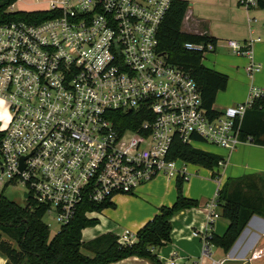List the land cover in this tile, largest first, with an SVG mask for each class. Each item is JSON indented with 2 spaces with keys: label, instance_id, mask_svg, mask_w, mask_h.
<instances>
[{
  "label": "built area",
  "instance_id": "2783aa9c",
  "mask_svg": "<svg viewBox=\"0 0 264 264\" xmlns=\"http://www.w3.org/2000/svg\"><path fill=\"white\" fill-rule=\"evenodd\" d=\"M173 1L46 0L35 10L47 11L46 20L0 24V100L10 117L0 124V188L20 182L59 229L85 203L110 205L159 176L186 181L187 163L169 159L174 140L193 148L205 142L228 153L251 143L240 139V123L264 88L250 86L245 103L209 116L190 74L159 50L158 29ZM236 2L258 8V0ZM257 41L227 42L234 55L248 60V77L261 69L251 50ZM184 46L203 55L215 48ZM132 113L131 123L139 122L126 128L123 117ZM224 164L219 161L211 173L218 190ZM207 207L209 222L217 219L216 201ZM101 212L84 213L93 219ZM114 235L120 245L131 243L127 231ZM262 260L264 247H256L239 262Z\"/></svg>",
  "mask_w": 264,
  "mask_h": 264
},
{
  "label": "trees",
  "instance_id": "16d2710c",
  "mask_svg": "<svg viewBox=\"0 0 264 264\" xmlns=\"http://www.w3.org/2000/svg\"><path fill=\"white\" fill-rule=\"evenodd\" d=\"M17 0H0V24L14 21L26 23L41 22L50 17L48 12L18 11L7 13ZM188 2L175 0L166 12L158 32V46L168 63L182 67L190 74L199 87L202 108L211 117L219 112L213 110L217 93L227 87L228 77L204 66L203 54L189 51L185 44H211L216 40L206 35L189 34L181 29ZM258 8H264V0H258ZM131 115L125 127L137 124ZM240 139L256 146L264 147V97L257 98L247 108L240 123ZM0 133V140H1ZM169 159L184 161L187 164L201 166L209 171L215 170L219 161L218 154L193 148L174 140L171 144ZM212 177V176H211ZM213 178V177H212ZM185 179H176L174 183L176 198L170 206H161L157 213L135 234V242L120 245L112 233H104L92 240L83 242L82 231L99 224L97 219L85 217V210L100 212L114 208L112 204L100 206L85 203L79 207L77 215L68 225L61 227L50 236L43 222L45 207L32 199L26 200V206H18L0 194V256L5 264H113L126 258H140L150 264H163L156 251L165 246L172 232L171 219L184 209L198 208L196 200L182 194ZM216 196V208L219 217L227 222L223 235L211 234L207 242L223 252H228L235 244L253 216L264 219V175L249 174L225 180Z\"/></svg>",
  "mask_w": 264,
  "mask_h": 264
},
{
  "label": "crops",
  "instance_id": "0c3cea01",
  "mask_svg": "<svg viewBox=\"0 0 264 264\" xmlns=\"http://www.w3.org/2000/svg\"><path fill=\"white\" fill-rule=\"evenodd\" d=\"M184 1L189 4L185 12L187 15L184 18V20H188L185 22L188 31L185 32L181 28L182 31L193 35L199 34L214 38L216 40L215 48L212 52L205 53L202 61H208V64H204L205 67L228 77L226 92L217 93L213 110L220 113L225 108L245 103L250 86L258 89L264 88V8L243 9L237 5L236 0ZM189 8L192 12H189ZM194 14L197 19L193 18ZM248 39L259 40L253 43L251 50L253 60L261 66V69L251 77L246 76L244 72L248 60L234 55L227 44L229 40L244 43ZM236 85H238V89H236ZM225 95L226 99L224 100L223 97ZM233 151L231 152L232 154H227L229 162L222 167L224 169L223 172L219 170L222 183L232 177H241L249 174L264 175V166L260 163V160L257 163V159L254 161L251 158L252 155H259L261 151H264V147L256 146L252 143H244ZM216 154L224 160L223 153ZM238 157L245 160L242 162L241 167L236 164L229 167L230 161ZM208 173L209 175L202 177V180L199 179V182H196V180L192 182V184L196 182L198 185V189L194 194L183 192L186 197L196 200L199 203V207L184 209V211L179 212L171 219L172 232L170 240L165 246L156 251L159 260L163 264H169L171 261H175V264H212L213 261L218 260H225V264H240L239 259L248 256L254 248L264 247V242L262 241L264 238V219L253 216L247 224L248 226L228 252H223L222 249L216 248L207 242L208 252L206 254L203 253L204 240L211 234L223 235L227 229V222L219 217V209L215 208L214 210L218 214L217 219L210 222L207 219L210 211L207 206L212 201H216L218 191L217 183L211 177L209 170ZM167 180L170 181V179ZM154 181L141 186L127 200L133 201L135 197L139 196L138 193L145 191ZM172 195V192H168L167 196H165L166 199L159 200L154 198L155 200L151 201L154 206H151V208H147L145 205L139 206L135 215H128L125 224L133 233L120 227L111 228L110 220L102 216L105 209L102 210L100 214L93 218L98 221L103 219L104 228L102 232L96 230L99 224L93 228H86V230L82 231V241L92 240L104 233H112L114 235V233L127 231L130 235L131 243H134L136 232L151 220L157 213V209L161 206H170L175 201L176 195L175 198ZM112 205L114 206L112 209H115L114 202ZM263 262L264 260L256 264H262ZM0 264H5V259L1 256ZM113 264H150V262L131 257Z\"/></svg>",
  "mask_w": 264,
  "mask_h": 264
},
{
  "label": "rangeland",
  "instance_id": "374dc122",
  "mask_svg": "<svg viewBox=\"0 0 264 264\" xmlns=\"http://www.w3.org/2000/svg\"><path fill=\"white\" fill-rule=\"evenodd\" d=\"M45 6H46V0H17V2L14 3V5H13L12 12H18V11L30 12V10L35 11L38 9H43V8H45ZM188 10H190V8ZM189 12H192V10H190ZM193 18L197 19V16L194 14ZM187 21L188 20L185 19L184 22L182 23V27H181L183 29V31H185V32L188 31V29H186V24H185V22H187ZM202 62L205 65L208 64L207 60H203ZM238 88H239L238 85H236V89H238ZM225 92H226V90L224 92L222 91V93H225ZM223 98L225 100L226 95ZM9 118H10L9 117V105L5 101L0 100V124L5 126L7 124V122L9 121ZM194 148H196L198 150L201 149L204 151H208V152L213 153V154L223 153L224 154V163L228 164V162H229L228 155H227L228 152L217 147V146H213V145L205 143V142H198V144H196L194 146ZM251 158L254 161L257 159V161H256L257 163H259V160H260V163L264 166V151H261V153L259 155H252ZM243 161H245V160H242L240 157L235 158V159L233 158L232 161H230V163H229V167H231L234 164L241 167V165L243 164L242 163ZM187 168H188L187 180L184 181V183H183L182 194H183V192L194 194V192L198 189V187H197L198 185L196 182H199V179H201L202 177H207L209 175V173H208L207 169H205L201 166H194V165L187 164ZM218 169L221 172H223V170H224L222 167H220ZM216 170H212V171H210V173H212V172L216 173ZM191 176H193V177H191ZM194 180H196V182H194L192 184V182ZM222 180H223V178H222ZM174 182H175L174 179L168 181L163 176H159L150 185V187H147L145 191L143 190L142 192L138 193L139 196L135 197L133 201L127 200V198L131 197V196H119L118 198H115L113 200V202L115 204V209H112V208L105 209L102 213V216L104 218H107V220H110V223L112 225L111 228H114V227L119 228L120 227L123 229H127L128 231L133 233L132 230L130 228H128L127 225L125 224L126 217L128 215L129 216L135 215V213L137 212L136 210L138 209L139 206L145 205V207L151 208V206H154L152 204L153 202H151V201L155 200L154 198L159 199V200L166 199L165 196H167L168 192H172V194H173L172 196H173V198H175L176 194H175ZM136 191H138V190H136ZM1 193L3 194L4 197L11 200L12 202L17 204L18 206L19 205L22 207L26 206V200L23 197L24 194H26V188L20 182L11 183L9 186H2L0 188V194ZM52 221H53V217L50 216L49 214L43 217V222L48 226L51 237H53V235L59 231L58 230L59 226L56 225ZM103 228L104 227H103V219H102L99 221V227L96 230L98 232H102ZM86 234H85V236H86ZM262 241L264 242V238L262 239ZM257 263H259V262H257ZM262 264H264V262Z\"/></svg>",
  "mask_w": 264,
  "mask_h": 264
},
{
  "label": "water",
  "instance_id": "95a60500",
  "mask_svg": "<svg viewBox=\"0 0 264 264\" xmlns=\"http://www.w3.org/2000/svg\"><path fill=\"white\" fill-rule=\"evenodd\" d=\"M8 185V183H6V186ZM25 199H29L28 196L26 194H24L23 196Z\"/></svg>",
  "mask_w": 264,
  "mask_h": 264
}]
</instances>
